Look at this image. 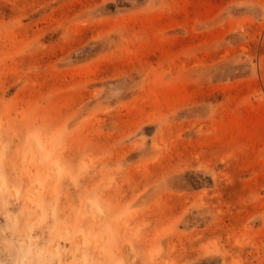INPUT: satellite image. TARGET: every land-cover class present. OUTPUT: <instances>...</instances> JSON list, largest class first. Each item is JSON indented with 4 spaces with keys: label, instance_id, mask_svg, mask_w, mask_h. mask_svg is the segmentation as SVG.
Segmentation results:
<instances>
[{
    "label": "rangeland",
    "instance_id": "rangeland-1",
    "mask_svg": "<svg viewBox=\"0 0 264 264\" xmlns=\"http://www.w3.org/2000/svg\"><path fill=\"white\" fill-rule=\"evenodd\" d=\"M0 264H264V0H0Z\"/></svg>",
    "mask_w": 264,
    "mask_h": 264
}]
</instances>
